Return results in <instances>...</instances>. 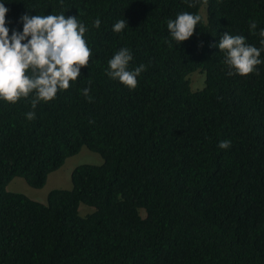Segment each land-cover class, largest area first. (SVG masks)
<instances>
[{
  "label": "trees",
  "instance_id": "trees-1",
  "mask_svg": "<svg viewBox=\"0 0 264 264\" xmlns=\"http://www.w3.org/2000/svg\"><path fill=\"white\" fill-rule=\"evenodd\" d=\"M4 4L9 35L25 14L77 17L91 55L35 109L31 95L0 101V264H264V63L229 76L216 47L226 31L260 47L264 0ZM185 11L201 16L193 36L166 42V21ZM120 19L128 27L115 33ZM121 47L130 67L146 66L134 89L105 72ZM199 70L205 86L193 91ZM224 139L230 147L218 148ZM84 146L103 163L76 167L72 189L52 190L47 203L8 191L16 177L43 188ZM81 204L94 212L82 216Z\"/></svg>",
  "mask_w": 264,
  "mask_h": 264
},
{
  "label": "clouds",
  "instance_id": "clouds-1",
  "mask_svg": "<svg viewBox=\"0 0 264 264\" xmlns=\"http://www.w3.org/2000/svg\"><path fill=\"white\" fill-rule=\"evenodd\" d=\"M4 0H0V101L16 103L20 98L32 96L31 107L35 109L41 101L54 99L58 90H66L70 82L81 76V67L88 66L91 49L86 43V25L77 17L60 14L22 15V30H12L6 26ZM201 22V16L190 12H180L175 19H168L166 26L170 41L177 46L194 34V29ZM100 19L92 22V27L99 28ZM128 27L127 20H117L112 25L115 33ZM257 29L256 21L249 24L250 32ZM260 47L246 42L243 35L224 32L216 47L223 52L224 64L228 67L227 75L247 76L258 74V65L264 63V28H260ZM132 51L121 47L108 60L106 75L118 80L129 89L137 86V77L145 70L143 63L130 67ZM91 81H89V84ZM89 87L82 89L89 100ZM34 111L25 113L28 120L35 118ZM230 140H221L220 149H228Z\"/></svg>",
  "mask_w": 264,
  "mask_h": 264
},
{
  "label": "rangeland",
  "instance_id": "rangeland-1",
  "mask_svg": "<svg viewBox=\"0 0 264 264\" xmlns=\"http://www.w3.org/2000/svg\"><path fill=\"white\" fill-rule=\"evenodd\" d=\"M189 79L193 91H198L204 88L205 74L200 70L190 74ZM102 163L103 159L99 154L89 150L84 146L78 154L68 158L62 168L49 175L47 183L43 188H33L26 182L24 178L16 177L11 181L7 189L13 193L25 194L31 199L41 203H47L48 195L52 190L72 189L73 185L71 175L76 167L82 164ZM79 211L82 216H85L91 212H94V208H91L85 204H81Z\"/></svg>",
  "mask_w": 264,
  "mask_h": 264
}]
</instances>
